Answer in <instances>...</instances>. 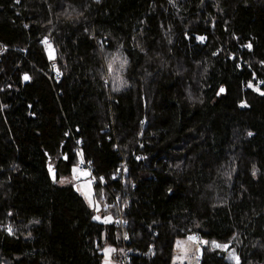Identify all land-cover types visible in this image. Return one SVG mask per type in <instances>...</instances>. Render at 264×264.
Listing matches in <instances>:
<instances>
[{"label": "trees", "instance_id": "16d2710c", "mask_svg": "<svg viewBox=\"0 0 264 264\" xmlns=\"http://www.w3.org/2000/svg\"><path fill=\"white\" fill-rule=\"evenodd\" d=\"M175 2L0 0V264H119L116 195L129 264H264V0Z\"/></svg>", "mask_w": 264, "mask_h": 264}, {"label": "rangeland", "instance_id": "374dc122", "mask_svg": "<svg viewBox=\"0 0 264 264\" xmlns=\"http://www.w3.org/2000/svg\"><path fill=\"white\" fill-rule=\"evenodd\" d=\"M170 4H173L175 0H168ZM45 51L47 53V57L49 61L55 60V53L54 50L50 47H46ZM80 172V171H79ZM72 180L74 181V185L78 192L84 197L86 204L94 210L95 219L100 222H112L111 217H101L99 214V205L95 201L93 197V188L86 183L84 180L88 182L86 179V174L84 172L78 173L76 168L72 169ZM78 176V178L76 177ZM214 249H218L220 251H224L226 253V258L228 261L233 262L234 264H238V257L233 249L230 247V243L228 244H213ZM174 256L172 259L173 264H196L198 256L200 255V248L198 247L196 238L194 235H188L185 238L176 240L174 244ZM115 248L112 246H106L103 249V264H113L111 255Z\"/></svg>", "mask_w": 264, "mask_h": 264}, {"label": "built area", "instance_id": "2783aa9c", "mask_svg": "<svg viewBox=\"0 0 264 264\" xmlns=\"http://www.w3.org/2000/svg\"><path fill=\"white\" fill-rule=\"evenodd\" d=\"M38 45L40 46H43V47H51L52 46V40L51 38H49L48 36H42L39 40H38ZM0 50L2 51H13V52H17L20 50L18 48H10L8 47L7 45L3 44L0 42ZM50 67H51V73L53 74L54 78H60L61 75H60V72L57 68V65L55 62L51 61L50 62ZM255 84L256 86L258 87H264V81L261 80V79H258L256 78L255 79ZM75 143V146H76V151L78 152V157H79V164H78V167L79 169H83V168H88L87 165L84 164V160L82 158V153H80V150H79V146H80V142L79 140H75L74 141ZM134 160L136 162H139L140 160L143 159V157H141L140 155H132ZM120 168L123 169V168H126V163L125 162H121L120 163ZM90 172H92V168L89 169ZM120 171V170H118ZM90 174V173H89ZM117 177H121V173L118 172V175ZM92 181H93V178H92ZM95 181V180H94ZM101 186H105L104 183L101 184ZM106 194L107 196L109 197L110 193L108 191H106ZM112 203L115 205L116 207V218H115V221H114V224L116 226H118L119 230H120V233H121V240H122V251L120 253V262L119 264H129L130 262V259L132 257V255L134 254V251L132 249H130L128 246H127V240H128V236L126 234V226H127V222L124 220L123 216H122V213H121V210L118 206V201H120V196L119 195H116L115 198H112ZM196 238V241H197V244H198V247H200V238L199 237H195Z\"/></svg>", "mask_w": 264, "mask_h": 264}, {"label": "water", "instance_id": "95a60500", "mask_svg": "<svg viewBox=\"0 0 264 264\" xmlns=\"http://www.w3.org/2000/svg\"><path fill=\"white\" fill-rule=\"evenodd\" d=\"M25 77H28V79H25ZM22 79H23V84H26L29 81V75L28 74H23ZM219 92L222 93L223 92V88H221L219 90ZM48 173H49V176H50V179H51L52 183L54 184L55 183V177H56V171L53 169L52 166L48 167Z\"/></svg>", "mask_w": 264, "mask_h": 264}, {"label": "snow or ice", "instance_id": "6c2138e0", "mask_svg": "<svg viewBox=\"0 0 264 264\" xmlns=\"http://www.w3.org/2000/svg\"><path fill=\"white\" fill-rule=\"evenodd\" d=\"M25 79H28V77H25Z\"/></svg>", "mask_w": 264, "mask_h": 264}, {"label": "clouds", "instance_id": "9594fccd", "mask_svg": "<svg viewBox=\"0 0 264 264\" xmlns=\"http://www.w3.org/2000/svg\"><path fill=\"white\" fill-rule=\"evenodd\" d=\"M196 237V236H195Z\"/></svg>", "mask_w": 264, "mask_h": 264}]
</instances>
